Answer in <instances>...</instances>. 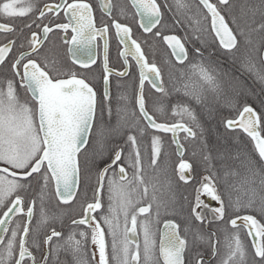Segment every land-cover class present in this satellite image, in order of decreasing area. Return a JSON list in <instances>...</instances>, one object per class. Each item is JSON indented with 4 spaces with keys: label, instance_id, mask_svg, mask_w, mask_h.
Masks as SVG:
<instances>
[{
    "label": "snow or ice",
    "instance_id": "snow-or-ice-1",
    "mask_svg": "<svg viewBox=\"0 0 264 264\" xmlns=\"http://www.w3.org/2000/svg\"><path fill=\"white\" fill-rule=\"evenodd\" d=\"M264 2V0H262ZM132 6L139 15V27L145 33H151L154 28L161 23L162 13L160 5L156 0H131ZM200 3L207 9L211 16V28L216 37L219 38V44L227 50H233L238 47L237 35L244 36V30L239 28L233 32L229 22L217 5L210 0H200ZM223 6L231 7L229 0H218ZM17 0L3 3L0 6V13L6 17L25 16L35 10V5L28 0L25 6L17 8ZM184 7L185 5H180ZM115 7L110 0H100V8L106 14L111 16ZM60 10L67 17V23L55 24V29L62 30L65 34L71 29L74 33L70 40L65 39V43L71 45L69 52L75 64L83 68H89L96 63V39H104V56H103V84L104 92L100 100L99 117L102 120L105 111L109 118L111 117V108H105V101L110 98L109 77L115 74L118 77H124L129 74L131 65L128 57L131 56L139 68V95L137 98L138 110L141 117L148 122L151 128L171 132L175 137L179 131H183L188 137H195L196 132L185 124H166L158 123L145 106L143 88L145 81H149L154 89L164 92L163 87L158 84L160 80V71L155 63H149L147 57L141 48L140 43L132 36V28L120 23L113 18L112 27L118 37V44L123 45V51L119 55L123 57L125 71H117L109 67L108 57V38L109 25L103 24L100 28L96 27L95 17L92 5L85 0H62L60 4L44 5V9L39 10V18L43 19L46 12ZM57 16L59 11H56ZM121 16L125 14L124 9H120ZM199 23V22H197ZM232 23L235 25L236 20L233 17ZM26 28L31 29V24H26ZM264 29V23L258 26ZM0 31L12 33L14 29L7 24H0ZM53 27L44 25L42 28L44 41L48 39V34L53 32ZM155 36L159 37L161 33L156 31ZM199 39V37H195ZM31 51H20L19 54L8 60L9 53L15 46L14 40L0 46V66L9 67L14 77H19V85L27 93L31 94V99L35 107L30 106L27 102H21L17 95V81L9 79L6 81V90L0 89V208L10 200V206L3 212V218L0 219V231L8 236H0V264H38L37 257L28 247L29 225H31L34 216L35 201H30L27 209L28 224H26L22 233L20 225L17 224L9 234L10 213H24V198L18 194L26 188L31 187V180L37 181L41 186L40 200L41 210L39 220L37 221L36 237L33 238L32 248L38 252L41 246L39 240V231L47 227L50 218L43 207V201L46 198V189L49 182H54L56 195L63 203L71 202L77 193L81 180V153L89 144V137L92 134L94 124L97 122L98 102L97 93L90 83L85 79L78 78L75 72H63L56 63L49 62L47 58L43 61V66L36 59L29 58L34 54H39L40 48L43 47V41L39 39L36 32H31L30 38H26ZM163 40L170 47L175 58L183 63L188 59L189 53L184 43L177 36H164ZM24 43L19 47L24 48ZM192 55L203 56L200 48H194ZM192 67L197 70L200 78L208 84L215 83V77L204 67L203 63L193 64ZM249 71H255L254 65H246ZM50 73H52L50 75ZM64 75L68 78H60ZM257 78L264 82V73L256 71ZM185 86V95L189 96L196 102H201L202 91L197 92L193 87L188 90ZM261 111L257 112L251 104L244 102L242 111L239 113L238 120H226L225 126L229 130L236 128L241 129L254 142L256 157L245 156L242 161L250 180V184H256V177L259 179V190L256 187L250 189L251 196L248 201L241 203L239 198L232 200L229 198L231 210L240 213L242 209L255 210L253 206L259 199V211L264 214V136L261 135L260 126L262 117H264V97L255 98ZM157 112H163V107H157ZM119 111V109H118ZM179 114L187 118L200 127L195 112L187 106H178ZM101 131L97 129V134ZM203 131V130H202ZM128 140L135 145L136 137L129 136ZM207 146V141H205ZM153 160L155 164L161 152V141L159 136L152 138ZM212 147H215L213 145ZM177 148L183 153V146L177 141ZM217 151V156L224 158L225 153ZM136 161L132 164L134 169L131 180L127 178V172L121 160L122 149L114 153L110 164L99 165L96 159H89L86 152L83 156V171L87 174L90 167H97V188L94 202L87 203L84 206V214L81 219L73 220L76 225L87 224L91 228V242L98 246L99 264H109L107 253V242L105 239V229L101 226L100 221L92 222L95 217L93 212L102 207L99 199V192L104 187L105 178L110 168L115 165L119 168L120 181L127 183H118L116 180H109V208L108 215L102 216L103 224L107 226L108 234L111 237V253L115 264H160L156 252V241L151 226V221L146 217L140 222L139 227L143 232V248L141 255V244L138 240L137 217L142 214H149L152 204L136 207L141 200L147 197L148 188L144 185L143 176L139 165V151H136ZM241 152L236 151L234 158H240ZM211 152L204 156L205 161H211ZM11 169V171H10ZM19 170V171H17ZM192 165L188 162L179 164V179L188 182L191 177ZM185 173H188L186 175ZM235 174V173H234ZM11 177V178H9ZM31 178V180L29 179ZM142 186V193H141ZM206 195L218 203V207L208 209L212 213V219L207 222L210 224L216 220H224L229 205L225 204L223 196L220 194L213 180V176H205L196 189L195 207L193 208L194 218L203 223L205 216L201 212H196L197 208L202 207L201 195ZM207 208V205H203ZM160 206L157 205L156 217L160 215ZM131 212V214H130ZM123 216L121 223L120 217ZM240 221V224L237 222ZM230 225L237 229L228 243V257L224 264H264V224H261L253 215H236L229 220ZM246 228L247 235L253 236L251 247L254 251L249 253L241 240L239 229ZM187 232L188 229H185ZM83 239H87V233L79 234ZM214 236V234H211ZM61 233L55 228L51 229V234L46 235L43 243L51 244L54 237H60ZM68 242L72 248L73 254L80 252L81 241L76 240L74 235L68 237ZM198 243H211V236L197 232L194 234L192 244L188 239L180 234V225L175 220L164 222L162 238L159 244V257H162L163 264H209L204 260L203 254L197 249ZM57 245V250H59ZM215 254V246L213 245ZM187 254V256H186ZM51 251L42 257L39 264H48V256Z\"/></svg>",
    "mask_w": 264,
    "mask_h": 264
},
{
    "label": "trees",
    "instance_id": "trees-1",
    "mask_svg": "<svg viewBox=\"0 0 264 264\" xmlns=\"http://www.w3.org/2000/svg\"><path fill=\"white\" fill-rule=\"evenodd\" d=\"M7 1L9 0H0V6ZM210 1L217 5L235 33L238 31L237 25L244 30L245 35L243 37L237 35L239 43L236 49L222 50L220 48L211 30L210 16L197 0H185L184 2L186 5L196 4L199 10H195V12L202 14L197 20L199 23L187 22V26L190 27L192 35L195 37L199 34L201 36L207 35L215 43L214 48L202 42L201 52L203 56L194 57L191 53L183 64L176 62L169 64L168 55L161 45V40L154 36H152L155 42L154 51L148 52L145 49L149 60L160 69L164 89V92H158L149 86L145 88L144 98L150 115L159 123L170 125L182 123L196 132L194 138L188 137L183 131L181 132L180 142L184 147L183 157L177 156L175 145L168 133L150 127H145L143 131H147L152 138L159 136L162 145L155 164L152 163V138L148 140V144L145 143L147 140H142L136 136L135 145L128 140L129 136H134L132 133L135 131L132 126L136 122L134 121V123L131 118H141L139 110L131 104L135 101L134 91L122 86L121 91L117 92L118 95L114 93L110 97L111 100L123 104L110 105L111 117L109 118L107 111H105L102 121L99 117L100 102L98 100L97 122L93 126L88 147L81 153V180L74 200L69 203L61 202L56 195L54 182L50 181L45 190L46 198L43 201V207L50 220L48 226L39 231L38 238L41 241V246L38 252L32 248V241L37 235L36 227L41 210V186L37 181L29 178L31 187L18 193L24 198L26 211L30 201H35L34 216L29 227L28 247L36 255L38 264L42 257L50 251L48 264H96L92 250L91 228L72 223L73 220L83 216L84 206L94 202L95 199L97 167H90L85 174L83 171L85 152L89 159H96L97 163L103 166L111 162L117 150L122 149L121 160L118 164L125 166L127 178L131 180L134 171L132 164L136 161L135 150L137 149L139 151V165H141H138V168L141 170L144 185L150 188V193L140 204H152L150 216L154 217L157 228L166 220H175L180 225L181 235L188 239L190 245L194 234L197 232L211 236V243H198L197 245V249L202 252L204 260L209 261V264H224L227 260L229 252L227 245L232 235L237 231L230 225V219L235 218L236 215H253L261 224H264V214L258 210V198L257 203L253 206L255 210L242 209L240 213H235L229 205V198L233 201L239 198L242 204L247 202L251 196L250 189L256 187L259 190L260 177H256V184H250L248 182L250 177L242 163L245 161V156L256 157L252 142L241 129L229 130L225 126L226 120L236 118L242 111L245 101L257 107V103L253 102L252 94L258 92L259 79L256 71L260 73L264 71V64L261 61V51L264 48V29L258 28L260 24L264 23V2L262 0H229L231 7H228L220 5L218 0ZM16 7L19 8V6ZM164 14L166 15L167 12L164 11ZM233 17L236 20L235 25L232 23ZM13 19L14 17H6L0 13V22L2 23H13ZM8 38V35L0 32V46ZM149 38L145 36L146 40ZM61 54L63 55L62 52ZM197 63H203L204 67L215 77L214 84L205 83L200 78L197 70L192 67L193 64ZM246 65H254L255 71H249ZM9 79L17 81L9 67L0 66V89L6 90V81ZM186 85L189 86L188 90L194 87L197 92L202 91L201 102L198 103L185 95ZM17 90L20 91L16 86ZM19 99L28 104L32 100L25 90L21 91ZM178 106H187L193 110L200 127H197L196 123L189 120L187 116L179 114ZM157 107H163V112H157L155 110ZM140 123L144 124V121L141 119ZM98 128L101 129L99 134H97ZM205 141H207V146ZM213 145L215 147H212ZM225 149H228V152L225 153L224 158L218 157L217 151L224 152ZM237 150L241 152L238 159L234 158ZM146 151L147 153H145ZM209 151L213 158L211 161H205L204 156ZM181 161L192 165V179L187 183L177 178L176 167ZM209 175L213 176L225 204L229 205L224 220H216L210 224L207 221L211 218L205 217V221L201 223L194 218L193 213L196 189L200 186L202 178ZM109 179L112 180L107 174L103 187L104 207L101 211L105 215H108L109 208L106 199L110 195ZM87 180L90 182L88 183ZM116 181L127 183V181H120L119 176L116 177ZM13 198L14 196L10 200ZM157 205L160 206L158 220L155 215ZM120 220L122 223L123 216L120 217ZM100 222L101 226L107 229L103 221L100 220ZM52 228L60 232L61 236L54 237L51 244L43 243L45 236L51 234ZM185 229L188 231L186 232ZM81 232L88 234L87 239H83L79 235ZM70 235H74L76 240L81 241L80 252L75 255L68 242ZM239 235L248 250L250 260L251 253L254 251L251 247V238L247 235L245 228L239 229ZM45 245H47L46 254H44ZM57 245L60 246L59 250H57ZM213 245L215 246V254L213 253ZM208 258L209 260H207ZM27 264H31V262L28 261Z\"/></svg>",
    "mask_w": 264,
    "mask_h": 264
},
{
    "label": "flooded vegetation",
    "instance_id": "flooded-vegetation-1",
    "mask_svg": "<svg viewBox=\"0 0 264 264\" xmlns=\"http://www.w3.org/2000/svg\"><path fill=\"white\" fill-rule=\"evenodd\" d=\"M197 1L200 3V0H197ZM7 2H10V0ZM27 2H28V0H17L16 6H19V8L23 7V6H25V4ZM31 2L35 5L34 11L28 13L25 16H15L13 19V23H3V24H7V25L11 26L14 29V31L12 33L2 32L3 34L5 33L6 35L9 36V38L7 39V41L4 44L8 43L9 40L15 41V46L13 47L12 52L9 53L7 59L11 60L13 57L17 56L20 51H25V52L31 51V49L28 46L26 38H30L31 32H36L39 36V39L41 41H43V47L40 48L39 54H34L29 58L36 59L37 62L41 63L42 66H43V61L45 60V58H47L49 62L54 61L56 63V65H59L62 71L75 72L77 74L78 78L85 79L86 82L91 84V86L95 89V91L97 93V101L99 100V102H100V100L103 97V92H104V84H103V75L104 74L102 71L103 56H104V39L99 37V36L96 39L97 47H96L95 51H96L97 59H96V63L94 65H92L89 68H83L80 65L75 64L72 60L71 53L69 52L70 44L65 43V39L70 40L74 33H72L71 29H69L66 34L60 29H55V24L68 22V19L64 15V12L60 11V10H56V11H59L58 16L56 14V11L46 12V15L43 19L39 18V10H42L44 8L45 4L56 5V4H60L61 0H31ZM68 2L70 3V2H72V0H68ZM85 2L90 3L92 5L93 14L95 17V24H96L97 28H100L103 24L109 25V31L107 33L109 67L116 72L117 71H125V65L123 63V57H121L118 54L119 51H122L123 45L118 44V37L115 34L114 27H112L113 18L118 20L120 23L129 25L132 28V36L134 39L137 40L138 43H140L141 48L143 49L144 54L147 57L149 63H154V62L149 60L145 49H147L148 52L154 51L155 42H154L152 36L159 38L161 40V45L168 55V63L169 64H171L172 62H174V63L176 62V63L181 64V62L178 61L175 58V56L172 54L170 47L163 40L164 36L174 35V36L179 37L181 39V41L184 43L186 49L188 50L189 55L192 53L194 48H200V50H202L201 49L202 48V42H205L207 45H209L211 47H213L215 44L212 40H210L208 38L207 35L201 36L199 34L198 36H196V37H199V39H196L195 36L192 35V31L190 30V27L187 26V22H189L191 24H196L197 20H199V18L202 14L195 12V10H199V7L196 4L186 5L184 3L185 0H156V2L160 5V10L162 13V19H161V23L159 25H157V27L154 28L151 33H145L139 27V23H138L139 22V16H138L135 8L132 6L131 0H110V2L113 5H115V7L112 10L111 16L106 15L101 10L99 0H85ZM180 5H185V6L181 7ZM201 6L204 8V6L202 4H201ZM121 8H123L124 12H125V14L123 16H121L119 14ZM204 9L206 10V8H204ZM164 11L167 12L166 15L164 14ZM206 12L210 16V14L208 13L207 10H206ZM209 23L211 26V16H210V22ZM26 24H31V29L26 28L25 27ZM44 25H48L49 27H53V29H54L53 32L48 34V39L46 41H44V36H43V32H42V28ZM211 30H212V28H211ZM156 31H159L161 33V35L159 37L154 35ZM212 32H213V35H214L217 43L219 44V38L215 36L213 30H212ZM233 32H234V30H233ZM145 36L150 37V38L148 40H146ZM237 40H238V37H237ZM22 42L25 45L23 49H21L19 47V44ZM219 46L222 50H227V49H224L220 44H219ZM263 49H262V51H263ZM60 51L63 53V55L61 54ZM262 51H261V54H262ZM128 60H129V64L131 65V68H130L129 74L127 76L118 77L115 74H113L112 76L109 77L110 97L114 93L118 95L117 92L121 91L120 89L122 88V86H125L126 88L135 92V101L132 102L131 104L138 109V107H137V93H138V89H139V68L131 56L128 57ZM261 61H262V57H261ZM262 63H263V61H262ZM157 68H158V66H157ZM159 71H160V69H159ZM262 73H264V71H262ZM51 74L52 73H50V75ZM60 78H68V77L61 75ZM16 79H17V81H19V77H16ZM160 85L163 87V81H162L161 73H160ZM16 86L18 89H20V91L17 90V95L20 97V93L24 89H22L20 87L19 83ZM147 86L154 89L149 81H145L144 88H143V95H144V90ZM154 90H156V89H154ZM28 94L31 97V94L30 93H28ZM252 95H253V99L264 97V82H261L259 80L258 92H254ZM122 104H123L122 102H119V101L116 102L114 100H111V98H109L108 100L105 101V108L109 107L110 105L116 106V105H122ZM127 104L130 105L129 103H127ZM29 105L35 107L32 100L29 102ZM145 106H146V103H145ZM251 106L254 107L257 112L261 111L258 104H257V107L255 105H252V104H251ZM238 117H239V114L237 115L236 118L229 119V120H237ZM131 119L133 122L134 121L136 122V123L134 122L135 124L132 126V128L135 130L134 133H132V134L134 136L142 139V140H147L145 143L148 144L149 143L148 140H150L152 138V136L149 133H147V131H143V129H145V127H150V126L146 123V121L142 117L141 118L132 117ZM141 119H142V121H144L145 125L140 123ZM137 130H140V131H137ZM259 130L261 132V135L264 136V117H262L261 126H260ZM168 135L170 136L172 143L174 144L173 139H172V135L169 133H168ZM178 135H179V140H180L181 132H179ZM245 135L247 136L246 133H245ZM247 138L252 142V144L254 146V142L251 140V138L248 136H247ZM135 151H137V149ZM175 151H176V146H175ZM145 153H147V151ZM110 163H108V164H110ZM179 164L176 167L178 179H179ZM0 166H4V165L0 164ZM139 166H141V165H139ZM108 174L112 178V180L113 179L116 180L117 176L120 177L119 168L117 166L113 165L110 168ZM185 174L188 175V173H185ZM109 180H111V179H109ZM87 181H88V183L90 182V180H87ZM147 188H148V193H150L149 186H147ZM95 197H96V193H95ZM100 198H101L102 207L100 208V210L94 211L92 214L95 217V220L92 222L93 227H94V222L102 220V216L105 215V213H101V211L104 207L103 189H102V191H100ZM106 199L108 200V203H110L109 196L106 197ZM142 202H144L143 199L141 200V203ZM146 205L147 204H139L137 206V208L141 207V206H146ZM203 205H207V208H204ZM203 205L199 211H202V212L205 211V213L210 214V211L208 209L214 207V205H215L214 200H212L210 197L205 195ZM8 206H10V200L5 203L4 207L0 208V219L3 218V212L7 210ZM23 207H24V213H19V214L15 213L13 215V217L11 218L10 224H9V234H10L12 229L16 228L17 224L20 225V230L22 233V229L26 225V221H27V215H26L27 211L25 209V203H24ZM150 213H151V211H150ZM150 213L147 215H143V216L139 215L137 217V221H138L137 230L139 233V242L141 244V255L143 254L142 253L143 232L140 229L139 224L141 221H143L147 217L151 221V226H152V229L154 232V238L156 241L157 257L159 258L160 264H163L160 260L159 249H158L161 224L158 228L155 227L154 217L150 216ZM84 225L88 226L87 224H84ZM29 227H30V225H29ZM2 236H4L5 240H7V238H8L7 235H5L3 233ZM105 239H106V242L108 245L107 253H108L109 264H115V262L112 259V253H111V237L108 234L107 229H105ZM46 246L47 245L44 246V254L47 253V247ZM30 250H32V249L30 248ZM92 250H93V256H94V259L96 261V264H99L98 246L96 245V252H94L95 245L92 244ZM0 251H2V249H0ZM95 255L97 256V258ZM141 264H143V260H141Z\"/></svg>",
    "mask_w": 264,
    "mask_h": 264
},
{
    "label": "water",
    "instance_id": "water-1",
    "mask_svg": "<svg viewBox=\"0 0 264 264\" xmlns=\"http://www.w3.org/2000/svg\"><path fill=\"white\" fill-rule=\"evenodd\" d=\"M100 1V0H99ZM61 2H62V0H61ZM44 9V8H43ZM207 10V9H206ZM139 16V15H138ZM139 19H140V17H139ZM0 24H3V23H1L0 22ZM9 26V25H8ZM11 27V26H10ZM0 32H3V31H0ZM3 46V45H2ZM70 47H71V45H70ZM122 51H123V49H122ZM261 57H262V61H263V63H264V49H263V51H262V54H261ZM114 71V70H113ZM116 71H114V73H115ZM158 84H160V80L158 81ZM138 95H139V89H138V93H137V98H138ZM137 107H138V104H137ZM238 119H239V117H238ZM237 119V120H238ZM146 121V120H145ZM146 123L148 124V122L146 121ZM159 123V122H158ZM178 124H181V123H178ZM149 125V124H148ZM150 126V125H149ZM151 127V126H150ZM239 129V128H238ZM156 130V129H155ZM159 131V130H158ZM179 132H182V131H179ZM178 132V133H179ZM166 133H169V134H171L172 135V139H173V142H174V144H175V146H176V153H177V156L179 157V158H182L183 157V154H184V147H183V153L181 154V152L178 150V148H177V141H178V143L180 144V145H182L181 144V142H180V140H179V135H178V133L176 134V136L174 137L173 136V134L171 133V132H166ZM2 167H4V166H0V168H2ZM10 171H11V169H10ZM78 190V189H77ZM77 194V193H76ZM59 198V197H58ZM99 199H100V202H101V198H100V192H99ZM60 200V199H59ZM74 200V199H73ZM72 200V201H73ZM71 201V202H72ZM98 210H100V209H97V210H95V211H98ZM15 213H10L9 214V216H10V220H11V218L13 217V215H14ZM143 215H147V214H142L141 216H143ZM79 220V219H78ZM167 221V220H166ZM165 222V221H164ZM164 222L161 224V226H160V236H159V244H160V240H161V238H162V232H163V226H164ZM176 222V221H175ZM177 223V222H176ZM238 224H240V221H238L237 222ZM26 224H28V218H27V221H26ZM246 229V228H245ZM247 230V229H246ZM138 231V230H137ZM2 234H3V232L2 231H0V236H2ZM250 238H251V240H252V242H253V239H254V237L253 236H250ZM138 240H139V237H138ZM158 249H159V245H158ZM160 260H161V262L163 263V261H162V257H160ZM207 260H209V258L207 259Z\"/></svg>",
    "mask_w": 264,
    "mask_h": 264
},
{
    "label": "rangeland",
    "instance_id": "rangeland-1",
    "mask_svg": "<svg viewBox=\"0 0 264 264\" xmlns=\"http://www.w3.org/2000/svg\"><path fill=\"white\" fill-rule=\"evenodd\" d=\"M17 171H19V170H17ZM0 174H2V173H0ZM204 196L205 195H201V197H200V199H201V201H202V205L204 204ZM214 207H212V208H215V207H218L219 205H218V203L216 202V201H214ZM200 210V208H198V209H196V211L197 212H201V213H203V215L205 216V217H208V218H211L212 219V213L210 212V214H208V213H205V211H199ZM94 226H95V222H94ZM94 252H96V245H95V250H94ZM96 256V255H95ZM96 258H97V256H96Z\"/></svg>",
    "mask_w": 264,
    "mask_h": 264
}]
</instances>
